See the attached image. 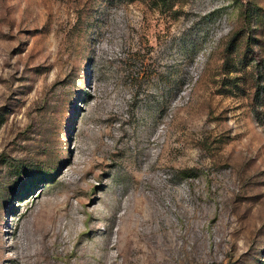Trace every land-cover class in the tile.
Instances as JSON below:
<instances>
[{
    "label": "rangeland",
    "instance_id": "obj_1",
    "mask_svg": "<svg viewBox=\"0 0 264 264\" xmlns=\"http://www.w3.org/2000/svg\"><path fill=\"white\" fill-rule=\"evenodd\" d=\"M0 120V264H264V0H0Z\"/></svg>",
    "mask_w": 264,
    "mask_h": 264
},
{
    "label": "trees",
    "instance_id": "obj_2",
    "mask_svg": "<svg viewBox=\"0 0 264 264\" xmlns=\"http://www.w3.org/2000/svg\"><path fill=\"white\" fill-rule=\"evenodd\" d=\"M2 119H3V117H2ZM0 123H2L1 120H0ZM16 169H17V171H19V172H24V168H21V166H17Z\"/></svg>",
    "mask_w": 264,
    "mask_h": 264
}]
</instances>
